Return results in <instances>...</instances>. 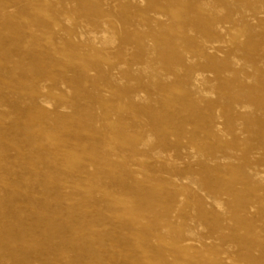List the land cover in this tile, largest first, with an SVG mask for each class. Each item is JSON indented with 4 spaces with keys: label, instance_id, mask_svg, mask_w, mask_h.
<instances>
[{
    "label": "rangeland",
    "instance_id": "374dc122",
    "mask_svg": "<svg viewBox=\"0 0 264 264\" xmlns=\"http://www.w3.org/2000/svg\"><path fill=\"white\" fill-rule=\"evenodd\" d=\"M0 264H264V0H0Z\"/></svg>",
    "mask_w": 264,
    "mask_h": 264
},
{
    "label": "bare ground",
    "instance_id": "6f19581e",
    "mask_svg": "<svg viewBox=\"0 0 264 264\" xmlns=\"http://www.w3.org/2000/svg\"><path fill=\"white\" fill-rule=\"evenodd\" d=\"M106 38V37H105Z\"/></svg>",
    "mask_w": 264,
    "mask_h": 264
}]
</instances>
